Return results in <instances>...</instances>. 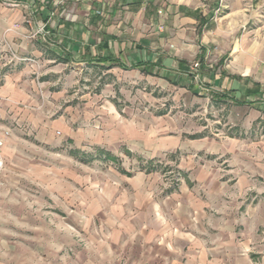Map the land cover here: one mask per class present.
Returning <instances> with one entry per match:
<instances>
[{
    "label": "crops",
    "instance_id": "crops-1",
    "mask_svg": "<svg viewBox=\"0 0 264 264\" xmlns=\"http://www.w3.org/2000/svg\"><path fill=\"white\" fill-rule=\"evenodd\" d=\"M51 64L96 71L100 86L165 82L242 115L220 134L187 130L162 109L150 143L122 140L138 167L119 173L156 180L163 166L170 181L123 218L105 264H264V141L253 136L264 118V0H0V264H32L31 247L18 250L29 236L13 229L33 228L21 187L49 175L37 171L35 143L72 142Z\"/></svg>",
    "mask_w": 264,
    "mask_h": 264
},
{
    "label": "rangeland",
    "instance_id": "rangeland-1",
    "mask_svg": "<svg viewBox=\"0 0 264 264\" xmlns=\"http://www.w3.org/2000/svg\"><path fill=\"white\" fill-rule=\"evenodd\" d=\"M50 66L47 68L56 69L59 76L55 85L65 81V96L59 104L71 105L64 119L71 127L72 142L61 139L49 147L35 143L33 157L40 166L37 171L49 175L21 187L27 192L22 201L28 200L33 207L28 213L33 228L13 229L29 236L28 244L18 246V250L24 252L25 245L30 246L32 264H105L106 255L109 256L107 239L121 241L123 218L132 217L138 202L153 194L154 189L159 193L170 181L163 166L158 167L156 180L143 179L137 172L130 177L119 173L120 169L134 172L138 167V159L123 153L122 140L129 138L133 142L142 136L150 143L155 126L159 125L156 113L162 109L187 130L197 131L206 124L216 131L219 125L220 134L229 122L242 115L229 111L230 107L225 114L223 107L215 109L204 98L194 99L190 93L165 82L156 86L133 77H114L111 83L100 86L102 79L96 71L75 65ZM200 90L206 91L204 87ZM104 103L114 107L107 109ZM58 109L51 108L45 115L52 119L59 114ZM229 112L231 116H227ZM137 127L146 132L145 137ZM255 132L253 136L264 141V118L257 121ZM28 138L35 141L33 135ZM94 145L109 147L119 161L107 154L96 156ZM73 147L83 152L77 153ZM132 150L142 154L141 148ZM164 162L167 163L165 159Z\"/></svg>",
    "mask_w": 264,
    "mask_h": 264
},
{
    "label": "built area",
    "instance_id": "built-area-1",
    "mask_svg": "<svg viewBox=\"0 0 264 264\" xmlns=\"http://www.w3.org/2000/svg\"><path fill=\"white\" fill-rule=\"evenodd\" d=\"M9 134V132L8 131H4V135H8ZM2 144H3V140L2 139H0V147L2 146ZM1 167H2V163H1V160H0V170H1Z\"/></svg>",
    "mask_w": 264,
    "mask_h": 264
},
{
    "label": "trees",
    "instance_id": "trees-1",
    "mask_svg": "<svg viewBox=\"0 0 264 264\" xmlns=\"http://www.w3.org/2000/svg\"><path fill=\"white\" fill-rule=\"evenodd\" d=\"M96 152H97V155H96V156H99V157H100L101 155L103 156V154L106 155V153H105L104 151H102L101 149H97Z\"/></svg>",
    "mask_w": 264,
    "mask_h": 264
}]
</instances>
